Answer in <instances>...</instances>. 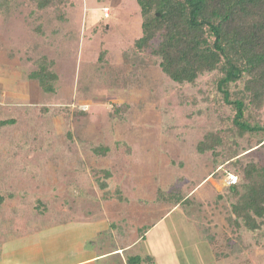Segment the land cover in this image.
I'll return each mask as SVG.
<instances>
[{
	"label": "rangeland",
	"instance_id": "374dc122",
	"mask_svg": "<svg viewBox=\"0 0 264 264\" xmlns=\"http://www.w3.org/2000/svg\"><path fill=\"white\" fill-rule=\"evenodd\" d=\"M11 7L0 9V119L14 109L19 114L20 107L32 114L28 111V118L1 129L0 159L9 161L13 148L24 140L27 147L35 141L40 149L28 155L29 162L22 167L26 171L20 175L13 171L5 178L0 171V194L5 195L0 204V241L8 237V247L17 249L14 259L6 253L3 262L48 263L47 245L43 250L37 244L47 243L43 236L49 227H43V238L37 234L13 238L14 217L29 218L28 229L41 222L33 217L38 201L45 213L64 202L74 217L102 218L106 223L111 216L123 225L127 220L135 232L144 228V234L162 216L163 204L172 205L162 194L177 189L190 200L180 205L186 216L178 217V222L191 220L200 235L210 226L217 234L215 247L224 248L227 238H233L226 219L233 200L225 191L228 177L214 175L211 153L200 154L196 148L218 124V113L208 112L203 98L214 73H204L196 84L180 85L162 71L156 56H134V40L142 35L137 0H68L61 10L53 6L44 11L31 0H12ZM60 13L64 19L58 18ZM104 50L106 62L101 64ZM44 55L55 61L53 69L59 75L54 93L28 77ZM181 89L197 95V109L203 111L188 116L189 107L180 102ZM113 103H126L123 120L111 117ZM44 104L50 108L47 114L38 109ZM55 107L72 110L66 114ZM259 114L264 118V106ZM118 141L129 146L128 162L114 147ZM99 145L111 150L99 157L94 151ZM255 149L244 160H264V146ZM101 168L111 170V175L93 170ZM174 236L182 245L192 242L186 225H179ZM245 238L264 264V241L256 242L251 231ZM133 250L155 256L146 241ZM35 251L46 253L45 258ZM215 264L233 263L222 257Z\"/></svg>",
	"mask_w": 264,
	"mask_h": 264
},
{
	"label": "trees",
	"instance_id": "16d2710c",
	"mask_svg": "<svg viewBox=\"0 0 264 264\" xmlns=\"http://www.w3.org/2000/svg\"><path fill=\"white\" fill-rule=\"evenodd\" d=\"M39 11L55 6L58 10L68 0H31ZM142 15V35L135 38L133 55L151 54L157 57L162 71L173 82L185 85L196 84L204 73H214L203 98L208 103L207 110L218 113V124L208 130L197 142L200 154L211 153L210 159L218 177L225 178L230 174L238 177V182L229 185L225 181V191L233 197L230 213L227 216L232 228L233 238H227L224 248L217 249V234L210 226L202 228V237L213 247L217 261L220 258L230 259L233 264H262L260 256L253 246L246 241V232L251 231L256 242L264 240V160H244L250 152L264 146V118L260 110L264 106V0H137ZM12 0H0V9L9 11ZM109 16V15H108ZM59 19L65 14L60 13ZM107 50L99 60L105 63ZM138 58V57H137ZM37 67L28 77L37 80L45 92H56L58 73L53 69L55 61L44 55L37 59ZM180 102L189 107L188 116L200 113L197 109L200 99L197 95H188L180 91ZM41 113L50 112L48 105H38ZM69 114V107L58 108ZM126 103H113L111 117L123 120ZM11 111L9 116L0 119L2 128L17 123L19 119L28 118L27 108L20 107L19 114ZM81 112V111H79ZM86 114V112H81ZM22 140V138H21ZM20 142L13 148L9 161L0 159L5 178L9 174H21L26 171L30 153L40 147L35 141ZM29 142V141H28ZM18 144V145H19ZM115 149L129 161V146L116 142ZM111 150L109 145L94 148L101 157ZM22 157V158H21ZM230 166L234 168L229 171ZM22 169V170H21ZM111 175L108 169H93ZM222 178V179H223ZM226 180V179H225ZM106 186V183L102 184ZM195 187H191V192ZM160 193V192H159ZM225 193H219L224 198ZM161 195V193H160ZM0 194V204L4 200ZM164 201L182 205L190 200L180 189L162 194ZM41 202L33 204L31 214L36 220L72 219V208L64 202L56 203L49 213L42 212ZM37 215V216H36ZM28 219L13 218L15 235L25 234L28 230ZM8 237L0 241V245ZM261 241V242H260ZM128 264H154L155 257L147 255H130Z\"/></svg>",
	"mask_w": 264,
	"mask_h": 264
},
{
	"label": "crops",
	"instance_id": "0c3cea01",
	"mask_svg": "<svg viewBox=\"0 0 264 264\" xmlns=\"http://www.w3.org/2000/svg\"><path fill=\"white\" fill-rule=\"evenodd\" d=\"M163 205L162 216L151 222L144 234H142L144 228L141 233L133 231L134 227L130 228L127 220H124L123 225V222L114 220L109 215L110 221L105 223L102 218L89 219L84 215L66 220L47 221V226L41 221L38 226L36 224L30 226L25 234L14 235L13 238L24 237L27 234L40 235L36 238L45 237L47 243L41 240L37 244H41L43 250L44 244L48 247V263L44 264H128L127 259L130 255L149 254L133 250L137 246L140 247L143 241L150 244L151 252L155 255L154 264H215L217 259L214 249L202 234L200 235L196 225L191 220L178 222V217L186 216L181 206L173 203ZM179 225H186L190 230L192 236H188V239L191 237L192 242L182 245L179 237L174 236ZM43 227L49 228L46 229L48 234L42 237V231L45 229ZM10 242L8 238L0 245V264L6 253H11L9 258L14 259V251L17 249L11 250L8 247ZM33 253H43L44 258L46 256L44 252ZM19 260L21 259L16 261ZM23 262L37 264L33 259L20 261L19 264Z\"/></svg>",
	"mask_w": 264,
	"mask_h": 264
},
{
	"label": "built area",
	"instance_id": "2783aa9c",
	"mask_svg": "<svg viewBox=\"0 0 264 264\" xmlns=\"http://www.w3.org/2000/svg\"><path fill=\"white\" fill-rule=\"evenodd\" d=\"M107 15V14H106ZM238 182V177L236 176V175H234V174H230L229 176H228V180H227V183L229 184V185H233V184H235V183H237Z\"/></svg>",
	"mask_w": 264,
	"mask_h": 264
}]
</instances>
